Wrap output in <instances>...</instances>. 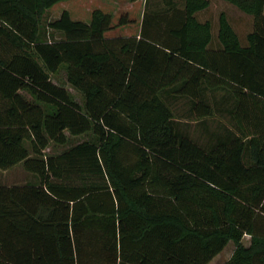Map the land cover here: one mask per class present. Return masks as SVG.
Listing matches in <instances>:
<instances>
[{"label": "trees", "instance_id": "16d2710c", "mask_svg": "<svg viewBox=\"0 0 264 264\" xmlns=\"http://www.w3.org/2000/svg\"><path fill=\"white\" fill-rule=\"evenodd\" d=\"M65 1L0 0V170L39 181L0 187V264H210L230 242L225 264H264V0H223L252 18L244 38L225 13L216 36L199 19L209 0H163L140 37L107 38L129 21L95 10L64 11L48 25L63 38L43 39ZM63 68L83 104L52 81ZM171 89L231 129L192 139ZM67 133L94 140L46 155Z\"/></svg>", "mask_w": 264, "mask_h": 264}, {"label": "rangeland", "instance_id": "374dc122", "mask_svg": "<svg viewBox=\"0 0 264 264\" xmlns=\"http://www.w3.org/2000/svg\"><path fill=\"white\" fill-rule=\"evenodd\" d=\"M81 1V2H80ZM163 0H153L149 7L147 8L146 0H145V10H160L165 8V4L162 2ZM178 3H182V0H176ZM210 7L207 12H203L199 14V19L201 21H205L206 19L212 20V22L216 25L218 22V18L221 13H225L233 27L240 34L242 38H244L247 33L252 30V18L240 12L234 6L224 2L223 0H209ZM95 10H102L103 12L109 14L113 18L114 25L120 20L121 17H126L129 21L131 15L141 16V12L136 11L132 8L131 4L125 3L123 0H70L61 2L55 5L50 10H47L42 17V25H41V37L45 40H60L63 38V35L53 32L49 30L48 25L50 22L58 20L64 11L69 12L71 18L74 21H80L88 24L91 20V15ZM144 16V15H143ZM113 31V30H112ZM110 35L114 33H109ZM52 81L60 86L65 87L74 97L75 100L83 104L82 95L74 90L67 83V74L65 69L63 68L57 75L52 76ZM27 98H30L27 93H24ZM177 113L180 115L178 118L180 129L188 134L192 139L196 140L201 144H205L210 140L211 136L215 133L217 135L224 134L226 129H231L230 121L227 117L222 114H216L214 117L207 120V123L197 122V120L193 119L190 115L187 114V111L178 110ZM206 125V127H205ZM69 137V142L65 146H56L51 144L49 149L46 151V155H54L64 152L69 149L71 146L86 142L93 141L94 137L91 133L85 134L79 137H71L67 133ZM7 170H0V181L6 182L9 181L10 178H7L3 175ZM19 171V170H18ZM20 173V171H19ZM13 175V174H12ZM3 176V177H2ZM2 177V178H1ZM13 177V176H12ZM16 178L19 181V175ZM234 248V243L230 242L228 246L225 248L224 252L215 259L211 264H219V262L225 259L230 250Z\"/></svg>", "mask_w": 264, "mask_h": 264}, {"label": "crops", "instance_id": "0c3cea01", "mask_svg": "<svg viewBox=\"0 0 264 264\" xmlns=\"http://www.w3.org/2000/svg\"><path fill=\"white\" fill-rule=\"evenodd\" d=\"M123 1L125 3L127 2V3L131 4L132 8H134L136 11H139V13L141 12V16L134 15V14L131 15L128 24H126L124 26L116 27L115 29H113V31L108 32L106 34L107 38L140 37L141 30H142V20H143V15H144V10H145V7H144L145 6V3H144L145 0H139L137 2H128L126 0H123ZM206 20H210V19H206ZM115 25H117V23ZM109 33H114V34L110 35ZM214 35L215 36L217 35V25H215V24H214ZM215 44L217 46V43H215ZM174 93H175V89L169 90V92H168V94H169L168 103H169L170 108L173 109L176 113V121H179L178 118L180 117V115L177 113V111L183 110V109L185 111H189L192 108L193 103H191V101L188 99L177 98V96ZM207 93H209V92H207ZM221 96H222V92L217 90L216 91L217 106H220ZM197 122H199V124H201L202 120H200V121L197 120ZM205 127H206V125H205ZM18 170L20 171V173ZM3 175L6 176L7 178H10V180L6 181V182H2V180H1L0 181V187L12 188V187L36 186L39 184L38 178L35 175L28 173L24 169L23 164H19L15 167L5 171V173H3ZM18 175L20 176L19 181L16 179V178H18L17 177ZM243 244L245 247L250 246V244H251L250 236L246 235L244 237ZM224 250L216 258H214L212 260V262L215 259H217L224 252ZM234 251H235V245H234V248H232L230 250L228 256L225 259L221 260L219 262V264H225L232 257ZM212 262H210V264Z\"/></svg>", "mask_w": 264, "mask_h": 264}]
</instances>
